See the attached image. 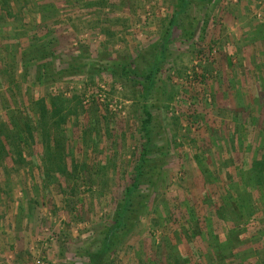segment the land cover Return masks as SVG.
Segmentation results:
<instances>
[{
    "label": "rangeland",
    "instance_id": "374dc122",
    "mask_svg": "<svg viewBox=\"0 0 264 264\" xmlns=\"http://www.w3.org/2000/svg\"><path fill=\"white\" fill-rule=\"evenodd\" d=\"M183 1L0 0V264L87 262L144 105L158 184L112 264H264V0Z\"/></svg>",
    "mask_w": 264,
    "mask_h": 264
},
{
    "label": "trees",
    "instance_id": "16d2710c",
    "mask_svg": "<svg viewBox=\"0 0 264 264\" xmlns=\"http://www.w3.org/2000/svg\"><path fill=\"white\" fill-rule=\"evenodd\" d=\"M188 0L183 1V7L188 5ZM179 13L173 15L171 19V23L167 32L165 44L169 45L173 28L175 27V22L177 20ZM164 53V52H163ZM52 54V53H51ZM49 51H44L41 59H46L51 56ZM159 62L156 63V67L154 69L155 75L159 71ZM44 67V66H43ZM125 72H128V69L123 67ZM152 75V76H153ZM149 80V87L154 85V77ZM147 119L145 120L144 126L142 128L143 135L141 140V150L136 161V166L134 168V175L130 181V183L126 186L123 197L121 201L117 204L114 214L111 220V225L107 227L106 231L103 233L101 240L97 243V247L94 250H89L86 252L87 262H83L82 264H112L111 259L115 256L117 250H119V246L123 242L126 236H128L134 226L133 222V214L138 212V209L143 210L144 212L149 208V205L152 201V195L150 191L157 186V182L151 176L146 174L149 169L148 163L150 161L149 155L152 151L149 143H150V133L147 128L148 123L152 119L151 113L149 112L146 105L143 106ZM44 110V109H43ZM23 135H18V137H22ZM18 140V138H16ZM146 140V142H143ZM4 147L3 143L0 145ZM3 148H0L2 150ZM254 167H260L261 175L263 177L264 174V163H260L259 165H254ZM149 177V179H148ZM149 181V186H147V194L142 195L140 192L142 190V186L145 183V180ZM262 185V180H259V186ZM140 195V196H139ZM142 199V200H141Z\"/></svg>",
    "mask_w": 264,
    "mask_h": 264
}]
</instances>
